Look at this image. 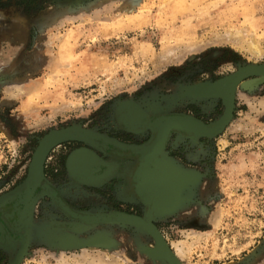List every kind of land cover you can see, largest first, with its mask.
<instances>
[{
	"label": "rangeland",
	"instance_id": "374dc122",
	"mask_svg": "<svg viewBox=\"0 0 264 264\" xmlns=\"http://www.w3.org/2000/svg\"><path fill=\"white\" fill-rule=\"evenodd\" d=\"M250 42L258 54L249 49ZM261 63L264 0H0V197L24 180L34 149L48 131L84 129L95 137H72L85 142L64 141L49 150L46 178L64 191L75 213L125 207L141 215L134 174L153 128L149 123L125 125L120 113L132 107L148 120L188 116L210 128L167 131L158 161L178 184L153 215L183 201L154 219L157 229L179 264H264V75L244 77L234 90L236 70L247 64L246 70H264ZM232 95V116L221 131L196 141L170 136L173 131L212 134ZM169 111L217 120L204 123ZM149 130L146 143L131 142L145 141ZM115 135L125 136L123 143L130 145L119 144ZM66 142L95 147L104 158L106 150H122L125 158H113L115 167L81 147L105 168L94 176L69 175L77 183L57 180L51 178L55 157ZM63 154L67 158L68 151ZM113 170L118 176L110 175ZM124 172L127 178L120 177ZM120 184L131 185V200H116ZM43 192L36 196L35 191L25 225L31 210L21 216L10 196L0 200V210L11 202L14 206L0 213V264H164L143 251L153 246L149 235L112 223L116 220L76 219L53 197L67 217ZM99 194L109 201L97 200ZM13 216L12 227L8 217ZM69 236L74 240L67 241ZM98 237L103 240L93 242Z\"/></svg>",
	"mask_w": 264,
	"mask_h": 264
},
{
	"label": "bare ground",
	"instance_id": "6f19581e",
	"mask_svg": "<svg viewBox=\"0 0 264 264\" xmlns=\"http://www.w3.org/2000/svg\"><path fill=\"white\" fill-rule=\"evenodd\" d=\"M249 47L248 48L251 49L254 53L256 54L259 53V48L256 46L255 43H251ZM231 82H233V80ZM154 118L148 120L146 119L145 114H143L140 110H137L136 108H132V107H125L120 113V121H124L125 125L127 124L130 127L131 126L136 127V125L138 124L143 123L145 125V123H149L150 125H152V128H153L152 139L149 141L147 145L145 144L146 146L144 148L142 149L140 148L141 150L139 152L141 153V156H140L141 161L137 165L135 169L136 172L134 174V180L136 182L137 193L139 194L140 198L143 199V201L147 202V214L145 217L135 218L134 216L127 215L126 214L127 212L124 213L123 211H118V210L113 211L112 213H82L79 211L75 213L74 211H70L69 208L65 205V203L61 201L62 207L66 208L73 217H75L76 219L78 218L79 220H82L84 222L113 221V220L122 221L127 218H132L134 220H138L137 222L142 227L146 228L149 232L153 233V229L148 219L149 214L151 213L153 216L152 211L154 209H157V208L160 209L166 205V197H169L171 195V191H173V188L176 187L178 184L177 178L174 175H171L170 172H168L166 168L162 167L164 163L160 162V160L158 161V158H160L158 155V153L160 152L159 149L162 146V143L166 136L167 131L171 127H181V128L191 129V130L196 129L197 131H205L210 128V127L204 126V124L202 125L201 123L195 120H192L188 116L179 115V114L164 115V116H158L156 117V119ZM58 132H60V134L55 135L54 133L52 134L53 136H51L49 139L46 140V142L43 145V150L47 146V143H50L52 140H54L58 136H70V137L87 136L89 138L95 137L94 135L90 134L88 131L84 129L83 130L66 129V130L58 131ZM40 153L41 152L38 153L34 161L35 164L33 167L34 173L32 176V180L23 189L19 191H15L11 193V195H9L10 196L9 198L15 201L16 212L20 213L19 215L21 216L30 210V207L32 204L31 202L33 200L35 191H37V186L43 185L42 188L46 190L49 188L48 182L46 180L43 181L44 178L42 179L41 174H40V166H39L40 165L39 160L41 159ZM67 166H68V173L73 178L78 177V176H83V175L84 176L86 175L94 176L95 172L105 168V166L103 167L95 159V157L92 155L91 152H89L86 149H82V148L74 150L72 152V154L68 158ZM106 168H108V166H106ZM66 240L72 241L74 240V238L72 236H69L66 238ZM96 240L100 241L103 239L98 237V238H95L93 242H96ZM175 247H176L175 253H177L178 255L180 248L177 245H175Z\"/></svg>",
	"mask_w": 264,
	"mask_h": 264
},
{
	"label": "water",
	"instance_id": "95a60500",
	"mask_svg": "<svg viewBox=\"0 0 264 264\" xmlns=\"http://www.w3.org/2000/svg\"><path fill=\"white\" fill-rule=\"evenodd\" d=\"M250 64H252V65H254L253 63H250ZM261 64H264V63H261ZM249 66V64H247V65H244V66H242V67H240V68H238L237 70H239L240 69V71L238 72L237 70H236V72L237 73H239L240 75L238 76V78H237V80L235 81V85H234V90H235V87H236V85H237V83L239 82V81H241L244 77H247V76H249V75H260V76H263L264 75V70H255V71H250V70H246L245 68L246 67H248ZM244 69V70H243ZM234 73V72H233ZM237 73H235V74H237ZM232 74V73H231ZM230 74V75H231ZM225 78V77H224ZM222 79H220V80H217V81H221ZM216 81V82H217ZM256 81H258V79H255L254 80V82H256ZM195 87V86H194ZM234 92V91H233ZM191 95H193L194 97H206V96H209L210 94L209 93H207V94H205V95H202V96H199V94H198V96L196 95H194L193 93H191ZM216 95H218V94H216ZM220 96V95H219ZM233 96L234 95H232V97H231V102L229 103V106L227 107V105L224 107V110H223V113L218 117V120H221V124L218 126V129L215 131V132H213V133H216V132H219V131H221L222 130V128L228 123V121H229V119L231 118V116H232V110H233ZM223 98V97H222ZM224 101V100H223ZM225 117V118H224ZM68 127H70V126H68ZM64 128H66V127H62V128H59V129H51L50 131H48L44 136H42L40 139H39V141H38V144H37V146H36V148L34 149V152H33V154H32V157H31V161H30V163H29V166H28V171H27V174H26V176H25V178H24V180L19 184V185H17L14 189H12L11 191H9L8 193H6V194H4V195H2L1 197H0V200L1 199H3V198H6V197H9V195L11 194V193H13V192H15V191H19V190H21V189H23L26 185H28V183L32 180V176H33V173H34V169H33V167H34V161H35V159H36V156L38 155V153L39 152H41L40 154H41V159L39 160L40 161V174H41V177H42V179L44 178V180H46L45 179V176H44V173H43V164H44V161H45V158H46V156H47V153L49 152V150L53 147V146H55V145H57V144H59V143H61V142H64V141H69V140H81V139H79V138H72V137H70V136H58L57 138H55L54 140H52L50 143H47V146L44 148V150H43V145H44V143L46 142V140L47 139H49L51 136H53L52 134H54L55 133V135H57V134H60V132H58V131H62V130H64ZM130 131H134V130H130ZM135 132H137V131H135ZM202 135H205V134H202ZM206 135H210V134H206ZM150 139V138H149ZM148 139V140H149ZM147 140V141H148ZM81 141H84V140H81ZM116 141V140H115ZM146 141V142H147ZM85 142V141H84ZM114 142V141H113ZM116 142H118V141H116ZM146 142H144V143H146ZM88 143V142H87ZM115 143V142H114ZM119 144H122V145H126V146H128V145H130V144H126V143H121V142H119ZM143 144V143H142ZM141 145V144H140ZM121 148V147H120ZM121 149H128V150H131L132 151V153L134 154V155H136L134 152H133V150L131 149V148H121ZM172 162V161H171ZM187 173H189V172H187ZM193 179H196V176H195V174H193L192 173V180ZM194 181V180H193ZM78 182H80V181H78ZM81 183H85V184H95V183H98V182H95V183H92V182H81ZM42 186L43 185H39V186H37V188H42ZM49 195V194H48ZM36 196H37V193H36ZM50 196V195H49ZM54 197V196H53ZM180 197H182V196H180ZM183 198V197H182ZM36 200V199H35ZM138 201H140L142 204H143V207H144V209H143V213L141 214V215H139V214H135V213H130V212H127L126 214L127 215H131V216H134L135 218H143V217H145L146 216V214H147V209H145V202L142 200V199H137ZM183 201V199H180V203ZM35 202V201H34ZM179 203V204H180ZM178 204V205H179ZM33 205H34V203H33ZM178 205H176L175 207H173V209H171L170 211H167V212H163V213H157L156 212V214L154 213V215L152 216V214L150 213L149 214V216H148V219H149V223H150V225H151V227H152V229H153V233H151V232H149L146 228H144V227H142L137 221L138 220H134V219H132V218H127V219H125V220H122V221H115V222H112V223H119V224H123V225H129V226H131V227H133L136 231H138V232H140V233H143V234H146V235H149L152 239H153V246H151V247H143L142 249H143V251L146 253V255L148 256V257H150L151 259H158V260H160V261H162L164 264H179L178 262H177V260H176V258H175V256H174V254L172 253V251L169 249V246H168V244H167V242H166V240H165V238H164V236L160 233L161 231H159V229H157V226H156V224L154 223V219L156 218V217H161V216H164V215H168V214H170V213H172L177 207H178ZM32 207V209H33V206H31ZM32 209L30 208V213H29V215H28V217L24 220V222L22 223V225H25L28 221H29V218H30V216H31V213H32ZM124 213L126 212V211H123ZM130 213V214H129ZM153 221V222H152ZM88 227H85L84 226V228L82 229V230H85V229H87ZM81 230V231H82ZM88 239V238H87ZM109 243V242H108ZM84 244V243H83ZM83 244H81V245H83ZM160 247L163 249V251L164 252H162V250H160ZM12 262H10L9 264H11Z\"/></svg>",
	"mask_w": 264,
	"mask_h": 264
},
{
	"label": "flooded vegetation",
	"instance_id": "af4514ba",
	"mask_svg": "<svg viewBox=\"0 0 264 264\" xmlns=\"http://www.w3.org/2000/svg\"><path fill=\"white\" fill-rule=\"evenodd\" d=\"M210 83H214V82H210ZM220 98H219V100L221 101V103L223 102V104H224V101H223V98L221 97V96H219ZM224 106V105H223ZM223 110H224V107H223ZM170 112V111H169ZM170 113H184V114H188V115H192V116H194L195 118H197V119H199V120H202V119H200L199 117H197V116H195V115H193V114H189V113H186V112H180V111H171ZM223 113V112H222ZM218 119V118H217ZM217 119H215V120H213V121H216ZM117 121V120H116ZM204 123H211V122H213V121H210V122H207V121H205V120H202ZM118 126L121 128V129H124V130H126L125 128H123L122 126H120L119 124H118ZM148 130V129H147ZM149 132H150V130H149ZM121 134H124V135H126V136H128V135H130V134H127V133H125V132H122ZM172 134H177V135H179L180 137H182V138H187V139H189V140H192V141H196V139H198V138H202V137H208V136H211V135H213V134H215V133H212V134H210V135H195V136H193V135H186V134H183V133H180V132H177V131H173V132H171V134H170V136L172 135ZM170 136L168 137V139H167V142H166V145H165V149H166V147H167V143H168V141H169V138H170ZM113 137H115V138H117V141L118 142H121V143H123L124 141L125 142H127L128 140H127V138H125V136H120V135H115V136H113ZM151 137V132H150V135H149V137H148V139ZM108 139V138H107ZM148 139H146L145 141H143V142H135V141H131V142H133L134 144H142V143H144V142H146ZM82 145V146H81ZM85 145V144H84ZM81 147H86V148H89V149H91V150H93V151H95L103 160H105V161H107V162H111V163H114L115 164V167H116V161H113L112 159L114 158V159H116V160H118V159H122V158H125V151H115V150H111V149H109V150H106V152L107 151H109L108 153H105L107 156H106V158H104L103 156H102V154H101V152H98V150H96L97 148H90V147H87L86 145L85 146H83V144H80V143H78V144H75V143H72V142H66L63 146H62V150L63 151H68V154H67V158L65 157V156H63L64 154H63V151H61V153H59L56 157H55V165H56V172L54 173V174H51V178H56L57 180L59 179V180H63V177H66L70 182H73V183H77L76 181H74L70 176H69V173H68V171H67V159H68V156H69V154L72 152V151H74L75 149H77V148H81ZM107 147V146H106ZM106 147H103L104 148V150L106 149ZM99 149V148H98ZM102 150V149H101ZM100 151V150H99ZM125 172H126V169H125ZM125 172L124 173H122V174H119L120 175V177H126V175H125ZM43 173H44V176H45V178H46V174H47V171H46V169H45V167H44V164H43ZM116 174L115 176H118L117 175V172H114V170L112 171V173L110 174V175H113V174ZM126 174H127V172H126ZM109 175V176H110ZM122 175V176H121ZM127 178V177H126ZM128 179H129V176H128ZM46 180L48 181V184H49V188L48 189H54V190H51L52 191V193H54V192H56V194H55V199L57 198L58 199V201H59V199L60 200H62L64 203H65V205L67 206V207H69L70 209H75V210H78V209H76L66 198H64V196H63V190H59V189H57V188H55L54 186H53V184H52V182H50L47 178H46ZM43 181H45V180H43ZM130 181V180H129ZM129 184H131V182H129ZM130 187H131V185H130ZM130 187H128L127 188V186H122L121 184L118 186V187H116V189H115V193H116V200H118V202H124V201H128V200H131V196H132V187H131V190H129V188ZM186 188V185L183 187V190ZM43 192V190H42V188H37V191H36V193H38V192ZM44 194H47L48 195V193L49 192H43ZM113 193V192H112ZM50 194V193H49ZM103 195V196H102ZM99 194V196L96 198L97 200H102V199H104V200H106V196H104V194ZM50 198H51V200L53 201V203L60 209V211L62 212V213H64V215H66L67 217H69V215H67V213H65L60 207H59V205H58V203L56 202V200H54V198H53V196L51 197L50 196ZM106 201H109V199H108V197H107V200ZM59 203H60V201H59ZM120 204V203H119ZM13 208H14V206H13V203L11 202V203H9V204H7L6 206H4V207H2V209L0 210V213H2L3 215H4V213H6V212H9V211H12L13 210ZM121 209H123V211L125 210V209H128V208H125V207H123V208H121ZM121 209H118V210H121ZM81 211H90V210H81ZM93 211H106V210H93ZM122 211V210H121ZM125 211H127V210H125ZM136 214V213H135ZM14 217L15 216H13V217H8V219L10 220V223H11V225H12V227H13V222H14ZM71 218V217H70ZM60 224H62V223H60ZM68 225H69V223H68ZM67 225V226H68ZM4 228H5V230L6 231H8V229L4 226ZM15 237L17 238V236L15 235ZM18 246H19V243L17 244V249H18ZM17 251V250H16ZM16 253V252H15ZM14 253V254H15ZM25 253V252H24ZM23 253V254H24ZM13 257H14V255H13ZM12 257V258H13ZM12 261V260H11Z\"/></svg>",
	"mask_w": 264,
	"mask_h": 264
},
{
	"label": "crops",
	"instance_id": "0c3cea01",
	"mask_svg": "<svg viewBox=\"0 0 264 264\" xmlns=\"http://www.w3.org/2000/svg\"><path fill=\"white\" fill-rule=\"evenodd\" d=\"M62 201V200H61Z\"/></svg>",
	"mask_w": 264,
	"mask_h": 264
}]
</instances>
